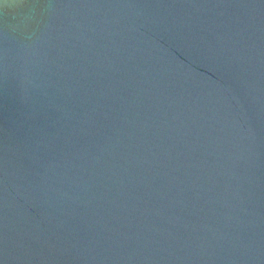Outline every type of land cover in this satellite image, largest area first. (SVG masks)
<instances>
[{"label":"water","instance_id":"95a60500","mask_svg":"<svg viewBox=\"0 0 264 264\" xmlns=\"http://www.w3.org/2000/svg\"><path fill=\"white\" fill-rule=\"evenodd\" d=\"M0 264H264V0H0Z\"/></svg>","mask_w":264,"mask_h":264}]
</instances>
